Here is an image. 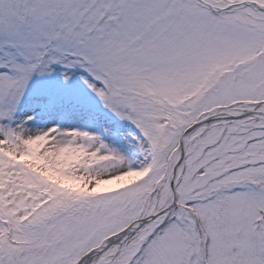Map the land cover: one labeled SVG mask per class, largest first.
Instances as JSON below:
<instances>
[{"label":"snow or ice","instance_id":"obj_1","mask_svg":"<svg viewBox=\"0 0 264 264\" xmlns=\"http://www.w3.org/2000/svg\"><path fill=\"white\" fill-rule=\"evenodd\" d=\"M0 264H264V0H0Z\"/></svg>","mask_w":264,"mask_h":264}]
</instances>
